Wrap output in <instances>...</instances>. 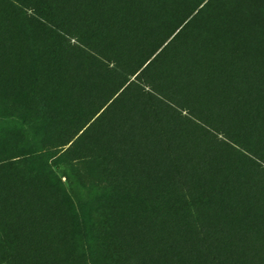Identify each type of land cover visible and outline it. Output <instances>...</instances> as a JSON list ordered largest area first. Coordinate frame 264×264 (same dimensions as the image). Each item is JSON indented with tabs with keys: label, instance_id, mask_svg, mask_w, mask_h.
Here are the masks:
<instances>
[{
	"label": "trees",
	"instance_id": "trees-1",
	"mask_svg": "<svg viewBox=\"0 0 264 264\" xmlns=\"http://www.w3.org/2000/svg\"><path fill=\"white\" fill-rule=\"evenodd\" d=\"M203 1L0 0L27 51L0 68V99L31 105L39 84L51 115L42 146L102 159L122 199L105 207L112 264H243L227 242L264 227V35L233 29ZM100 92L99 104L88 97ZM9 205L34 206L53 233L29 257L20 250L21 264H97L76 248L49 175L1 162L0 239L30 218Z\"/></svg>",
	"mask_w": 264,
	"mask_h": 264
},
{
	"label": "rangeland",
	"instance_id": "rangeland-1",
	"mask_svg": "<svg viewBox=\"0 0 264 264\" xmlns=\"http://www.w3.org/2000/svg\"><path fill=\"white\" fill-rule=\"evenodd\" d=\"M212 2V14L214 10L220 11L216 16L231 23L233 29L248 27L249 31L264 35V0ZM203 12L207 13L206 18H211V6ZM219 18L216 19L218 23ZM16 39L11 27L10 14L7 8L1 5L0 68L11 67L26 58L25 47ZM70 43L73 44L74 39H71ZM37 52L35 49L29 51L33 57ZM35 87H37L34 92L35 100L31 105L22 106L0 99V163L15 161L25 173L47 174L57 182L68 199L72 217V240L78 251L85 254L88 259L96 258L97 264H112L116 258L115 237L108 223L105 207L108 204L119 203L122 199L104 182L102 159L90 157L67 160L56 149L42 146L41 138L51 115L39 103L38 95L41 94L43 87L39 84ZM104 95L100 92L88 97L96 99L99 104ZM255 162L258 184L264 186V161L255 159ZM261 198L264 200L263 195ZM7 210L27 212L30 217L29 220L14 222L12 227H6L0 239V264H21L18 261L22 255L19 253L20 250L29 257L36 243L46 239L47 232L50 236L53 233L48 224L36 222L37 209L34 206L23 208L9 205ZM251 226L249 234L236 233L227 242L226 247L229 248H227L229 252L231 251L230 255L235 260L241 259L239 261L243 264H264V227L253 224Z\"/></svg>",
	"mask_w": 264,
	"mask_h": 264
}]
</instances>
